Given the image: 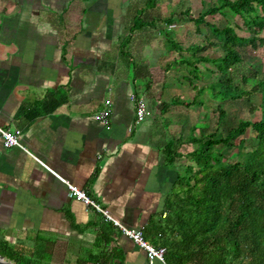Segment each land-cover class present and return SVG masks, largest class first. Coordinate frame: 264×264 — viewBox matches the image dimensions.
<instances>
[{
    "label": "crops",
    "instance_id": "obj_1",
    "mask_svg": "<svg viewBox=\"0 0 264 264\" xmlns=\"http://www.w3.org/2000/svg\"><path fill=\"white\" fill-rule=\"evenodd\" d=\"M158 6L0 0V128L18 132L21 146L7 148L0 136V247L30 264H150L114 222L161 240L184 163L168 164L167 143L189 137L187 120L203 108L185 104L212 83L205 72L185 82L171 68L176 54L151 17ZM131 96L151 112L140 124ZM106 101L110 128L94 119ZM64 181L112 221L69 198Z\"/></svg>",
    "mask_w": 264,
    "mask_h": 264
},
{
    "label": "trees",
    "instance_id": "obj_2",
    "mask_svg": "<svg viewBox=\"0 0 264 264\" xmlns=\"http://www.w3.org/2000/svg\"><path fill=\"white\" fill-rule=\"evenodd\" d=\"M148 1L155 8L157 0ZM228 14L240 18L251 36L239 35L237 24L219 26L207 20ZM178 15L193 23L194 33L203 35L205 44L183 49L172 39L173 30L164 28L166 45L176 54V66L184 71L185 79L205 72L212 82L195 90L185 106L204 109L207 101L216 102L212 114L217 119L211 130L206 123L208 113L200 111L186 140L180 136L177 142L167 143L168 164L184 163L176 165L178 180L166 205L165 231L152 245L166 249L168 264H264V70L248 64L251 53L264 48V0H217L197 17L189 9ZM163 22L172 25L174 17ZM201 25L207 33H202ZM216 48L221 56L202 55ZM201 63L207 64L204 70L199 69ZM245 64L249 68L244 72ZM254 95L259 103L250 104L249 112L256 119L227 122L223 103L242 98L251 102ZM179 101L174 98L172 102ZM185 144L193 150L178 152ZM0 255L14 264H30L5 246L0 247Z\"/></svg>",
    "mask_w": 264,
    "mask_h": 264
},
{
    "label": "rangeland",
    "instance_id": "obj_3",
    "mask_svg": "<svg viewBox=\"0 0 264 264\" xmlns=\"http://www.w3.org/2000/svg\"><path fill=\"white\" fill-rule=\"evenodd\" d=\"M159 6L152 11L151 17L156 18L154 21V31L161 29L162 27L166 28L169 26L168 24L164 23L163 20L168 19L169 17H174V23L172 24L171 29L174 30V34H176L177 40H180V42L183 44V47H188L192 44H205V37L203 35H196L194 33V25L193 23L186 20L185 16L178 15L180 11H184L186 9L190 10V15L193 17H197L198 14L201 12L203 13L207 6L209 4H215L217 0H158ZM150 17V18H151ZM207 20L210 23L216 24V25H233L237 24L239 26V29H236V32L241 36H251L249 33L245 32L243 29V24L240 18L233 17L232 15L228 14L225 17H222L220 15L215 16H208ZM242 29V30H241ZM202 33H207V29L201 25ZM261 36H264V31L262 32ZM211 40H215L211 37ZM246 57L248 56V52L246 53ZM204 56H210L212 58L218 57L222 55V51L218 48L216 49H208L206 52L202 53ZM253 55V58H249L248 64L256 68L257 65L261 66V70H264V48L260 49L256 53H251ZM175 61V59H171L170 63ZM258 63V64H257ZM201 69H204L207 64L201 63L200 65ZM171 68L176 69V64H172ZM244 72L249 67L245 64L243 65ZM243 71V70H242ZM183 74V73H182ZM200 75H192L187 76L185 82H194V80H199ZM182 78V77H181ZM190 80V81H189ZM203 81V79H202ZM208 83V81H203L200 83V86H204ZM258 96H253L251 102L248 101V98H242L237 101H229L226 103H223V107L227 113L226 120L230 123L236 122L238 119L242 120H252L254 121L256 119L255 116H253L249 112V108L251 105H257L259 102ZM251 104V105H250ZM217 107L216 102L207 101L206 105L204 106V109H202L201 112L208 113V121L206 120V123L209 122V126L211 130H214L216 127V119L217 115L212 114V110H215ZM198 111L192 115V118H189L187 121L190 123L195 122L197 120ZM258 114V113H256ZM204 122V120H203ZM208 124V123H207Z\"/></svg>",
    "mask_w": 264,
    "mask_h": 264
},
{
    "label": "built area",
    "instance_id": "obj_4",
    "mask_svg": "<svg viewBox=\"0 0 264 264\" xmlns=\"http://www.w3.org/2000/svg\"><path fill=\"white\" fill-rule=\"evenodd\" d=\"M131 101L134 105L135 123L140 124L151 115V112L148 110L142 100L131 96ZM111 115L112 110L110 108V102L106 101L105 108L96 113L94 115V119L100 124H102L105 128H110ZM0 136L5 147L21 148L20 143L18 141V132H9L0 128ZM64 183L67 187L69 198L83 203L88 209L94 210L95 212L102 214L106 218V220L112 221L107 211L102 209L99 205L92 201L85 194L84 191L71 185L67 181H64ZM114 224L116 226H119L124 236L129 238L134 244H136L139 248L143 250L145 257L150 264H154L156 262L160 264H168L165 261L166 249L164 247L153 246L151 243L144 239L143 232L139 229H127L122 227L117 222H114Z\"/></svg>",
    "mask_w": 264,
    "mask_h": 264
},
{
    "label": "water",
    "instance_id": "obj_5",
    "mask_svg": "<svg viewBox=\"0 0 264 264\" xmlns=\"http://www.w3.org/2000/svg\"><path fill=\"white\" fill-rule=\"evenodd\" d=\"M0 264H14V263L7 261L2 255H0Z\"/></svg>",
    "mask_w": 264,
    "mask_h": 264
}]
</instances>
